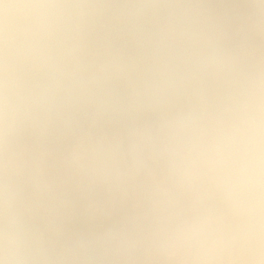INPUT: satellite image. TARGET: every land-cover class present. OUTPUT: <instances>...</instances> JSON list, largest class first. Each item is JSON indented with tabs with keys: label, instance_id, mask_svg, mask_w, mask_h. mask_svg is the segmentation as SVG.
Instances as JSON below:
<instances>
[{
	"label": "clouds",
	"instance_id": "obj_1",
	"mask_svg": "<svg viewBox=\"0 0 264 264\" xmlns=\"http://www.w3.org/2000/svg\"><path fill=\"white\" fill-rule=\"evenodd\" d=\"M0 264H264V0H0Z\"/></svg>",
	"mask_w": 264,
	"mask_h": 264
}]
</instances>
